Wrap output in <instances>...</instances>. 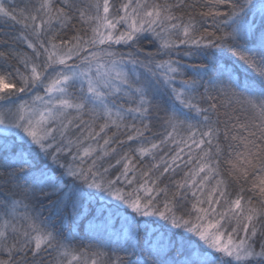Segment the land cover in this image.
Wrapping results in <instances>:
<instances>
[{
  "label": "snow or ice",
  "instance_id": "snow-or-ice-1",
  "mask_svg": "<svg viewBox=\"0 0 264 264\" xmlns=\"http://www.w3.org/2000/svg\"><path fill=\"white\" fill-rule=\"evenodd\" d=\"M0 264H264V0H0Z\"/></svg>",
  "mask_w": 264,
  "mask_h": 264
}]
</instances>
